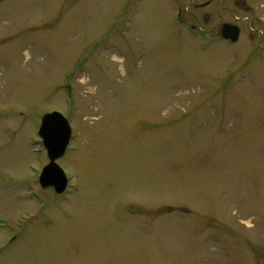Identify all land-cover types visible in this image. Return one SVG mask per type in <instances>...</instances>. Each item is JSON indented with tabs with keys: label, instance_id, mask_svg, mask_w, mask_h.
<instances>
[{
	"label": "rangeland",
	"instance_id": "1",
	"mask_svg": "<svg viewBox=\"0 0 264 264\" xmlns=\"http://www.w3.org/2000/svg\"><path fill=\"white\" fill-rule=\"evenodd\" d=\"M0 264H264V0H0Z\"/></svg>",
	"mask_w": 264,
	"mask_h": 264
},
{
	"label": "water",
	"instance_id": "2",
	"mask_svg": "<svg viewBox=\"0 0 264 264\" xmlns=\"http://www.w3.org/2000/svg\"><path fill=\"white\" fill-rule=\"evenodd\" d=\"M219 34L223 39L234 42L238 39L239 27L224 22L219 27ZM37 132L48 157V163L42 167L38 177L39 185L42 188L52 187L56 193H62L68 179L56 160L64 154L70 141V124L61 112L53 110L41 116Z\"/></svg>",
	"mask_w": 264,
	"mask_h": 264
},
{
	"label": "flooded vegetation",
	"instance_id": "3",
	"mask_svg": "<svg viewBox=\"0 0 264 264\" xmlns=\"http://www.w3.org/2000/svg\"><path fill=\"white\" fill-rule=\"evenodd\" d=\"M204 4H208V1L204 2L203 4H201V6L204 5Z\"/></svg>",
	"mask_w": 264,
	"mask_h": 264
}]
</instances>
